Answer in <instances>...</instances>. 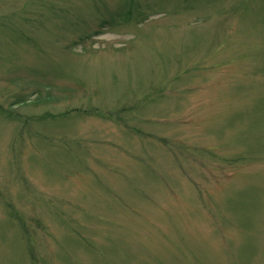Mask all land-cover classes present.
Masks as SVG:
<instances>
[{
	"label": "rangeland",
	"instance_id": "1",
	"mask_svg": "<svg viewBox=\"0 0 264 264\" xmlns=\"http://www.w3.org/2000/svg\"><path fill=\"white\" fill-rule=\"evenodd\" d=\"M0 264H264V0H0Z\"/></svg>",
	"mask_w": 264,
	"mask_h": 264
}]
</instances>
